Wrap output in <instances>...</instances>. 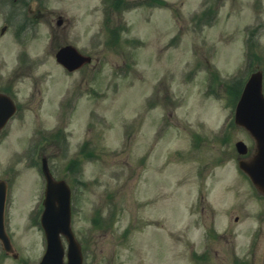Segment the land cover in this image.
I'll return each instance as SVG.
<instances>
[{
  "label": "rangeland",
  "instance_id": "1",
  "mask_svg": "<svg viewBox=\"0 0 264 264\" xmlns=\"http://www.w3.org/2000/svg\"><path fill=\"white\" fill-rule=\"evenodd\" d=\"M102 1L47 0L20 49L15 24L0 39L10 35L0 46L8 61L23 51L31 57L17 88L31 104L0 138V180L8 165L21 167L20 154L38 141L37 131L63 128L61 143L37 142L34 160L45 159L71 188V226L84 264H237L264 201L237 174L235 143L244 141L249 155L254 146L231 125L235 90L226 85L264 69V20L247 27L254 16L264 18V0H154L124 11L116 4L110 15ZM205 11L210 19L200 24ZM120 25L110 45L109 30ZM63 45L90 63L65 72L54 58ZM34 61L42 65L30 69ZM68 94L78 96L72 110L61 106ZM57 104L63 109L56 113ZM85 142L92 159L79 153ZM20 172L6 203L18 259L0 264H36L45 247L37 219L43 178L37 167ZM200 247L208 251L205 261L193 257ZM249 264H264V235Z\"/></svg>",
  "mask_w": 264,
  "mask_h": 264
},
{
  "label": "water",
  "instance_id": "2",
  "mask_svg": "<svg viewBox=\"0 0 264 264\" xmlns=\"http://www.w3.org/2000/svg\"><path fill=\"white\" fill-rule=\"evenodd\" d=\"M75 53V51H74ZM59 61L78 65L84 57L67 51L60 52ZM66 56V58H64ZM65 60H64V59ZM235 123L244 127L255 141L256 151L249 162H241V168L251 177L258 190L264 193V97L261 93V74H253L245 85L236 106ZM239 153H245L243 143H237ZM42 170L46 179L44 211L41 225L45 233L47 247L39 264H82L80 246L74 238L70 225V191L64 181H55L48 171L45 160ZM0 198V206H2ZM1 229V220H0ZM63 235L68 242L67 263H64V248L60 239Z\"/></svg>",
  "mask_w": 264,
  "mask_h": 264
},
{
  "label": "flooded vegetation",
  "instance_id": "3",
  "mask_svg": "<svg viewBox=\"0 0 264 264\" xmlns=\"http://www.w3.org/2000/svg\"><path fill=\"white\" fill-rule=\"evenodd\" d=\"M46 1L47 0H32L30 5H27L28 0H0V17L3 18L2 25L0 26V39L4 38L5 34L8 33L6 32V30H9V25L13 23L18 27L19 34L17 37L16 35H12L14 36L16 44L21 46L22 42L20 38L22 37V35H25L27 33L26 30L30 26V23L32 21H36L38 17L41 16V6L46 5ZM11 6L13 8H11ZM14 34H16V32ZM2 43L3 41L0 40V46L2 45ZM2 57L3 56H0V58ZM30 58V55L27 52L23 51L22 53H20L17 59L12 60L13 64L12 61H6L5 57L0 59V94L9 96L14 101L19 111L24 109L22 107L23 104L26 107H28L27 104H31V101L27 100V97L24 95V93L22 92L20 94L17 90V88H19V90L21 89V87L18 86V83L22 82V78L19 74L21 66H24L25 68V66L27 65V61ZM33 67H40L39 61H34V65L31 66L30 69H32ZM36 72L37 70L35 71V73H33L34 75L31 76L35 77L37 74ZM31 76L29 78L33 83L34 80ZM30 85L33 91L34 87L31 83ZM33 92H31L30 95H32ZM0 101L3 100L0 99ZM41 108H39V110H41ZM21 159L22 157H20V160ZM19 165L22 166L23 163H19ZM19 177L20 168L8 165L4 172V178L2 180L6 182L8 181V183L6 184L8 186V189H10ZM248 235L251 236L250 240L248 241V245H246L243 249L247 253V255L244 256L245 259L241 257H236L235 262L237 264H249L250 260L252 258H255V253L258 250V246L260 245L264 232H260V230L250 231ZM6 257H9V254H6L4 250L0 248V261H2V259ZM240 259L243 261H240Z\"/></svg>",
  "mask_w": 264,
  "mask_h": 264
},
{
  "label": "trees",
  "instance_id": "4",
  "mask_svg": "<svg viewBox=\"0 0 264 264\" xmlns=\"http://www.w3.org/2000/svg\"><path fill=\"white\" fill-rule=\"evenodd\" d=\"M241 86H242V82L239 80L231 81L230 83H228L226 85V87L229 88L230 90L231 89L235 90V94L233 95V98H232L233 102H235V100H236V98L240 92Z\"/></svg>",
  "mask_w": 264,
  "mask_h": 264
}]
</instances>
